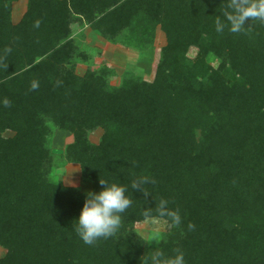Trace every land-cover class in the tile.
Listing matches in <instances>:
<instances>
[{
	"label": "trees",
	"instance_id": "trees-1",
	"mask_svg": "<svg viewBox=\"0 0 264 264\" xmlns=\"http://www.w3.org/2000/svg\"><path fill=\"white\" fill-rule=\"evenodd\" d=\"M16 1L0 0V264H142L154 250H180L185 264H264V22L217 33L225 0H25L13 23ZM85 24L139 51L159 29L152 79L125 71L111 84L114 69L92 68L74 35ZM54 129L72 135L60 154ZM55 162L78 164L93 192L100 179L128 186L116 237L79 238L89 191L56 180ZM141 174L155 180L147 196L131 189ZM162 198L182 223L147 218L168 226L148 243L135 224Z\"/></svg>",
	"mask_w": 264,
	"mask_h": 264
},
{
	"label": "clouds",
	"instance_id": "clouds-1",
	"mask_svg": "<svg viewBox=\"0 0 264 264\" xmlns=\"http://www.w3.org/2000/svg\"><path fill=\"white\" fill-rule=\"evenodd\" d=\"M220 15L215 20V31L219 34L226 30L239 34L243 32L245 22L249 18L264 22V0H225ZM39 26L38 24L36 25ZM10 51V49H8ZM36 85L33 84V88ZM103 186L99 192L89 191L84 198L83 207L73 225L74 231L87 245H94L100 239L116 237L123 224V216L132 205V199L128 195V186L101 180ZM155 180L149 175L141 174L135 176L131 181V189L143 192L147 196L150 191L146 186L154 185ZM144 217L157 216L169 221V227L179 226L182 217L178 209L169 208L166 199H160L154 208L148 207L143 212ZM193 227V225H189ZM158 238L154 233L152 241ZM142 264H185L184 254L176 250L171 256L165 255L163 251L154 250Z\"/></svg>",
	"mask_w": 264,
	"mask_h": 264
},
{
	"label": "rangeland",
	"instance_id": "rangeland-1",
	"mask_svg": "<svg viewBox=\"0 0 264 264\" xmlns=\"http://www.w3.org/2000/svg\"><path fill=\"white\" fill-rule=\"evenodd\" d=\"M22 1L25 2L24 0H22ZM16 15H17V13L15 12V16ZM91 36L92 35L86 36V40L89 41V43L90 42H93V43L97 42V41H94V39ZM159 36H161V39L163 41L165 40L164 35L161 31L159 33ZM157 40H158V38H157ZM95 45H97V47H100L99 43H95ZM157 45L159 47L158 46H152L151 47V49H153L154 51L156 49L155 55L152 52L147 53L148 50L139 51V50H135V49L130 48V51H133L135 53L134 54H129L128 52H127L128 54L126 53V55L129 56L128 57L129 60L127 62H125L124 64L117 65L118 72L116 73V75L114 77H112L110 79L111 84H113V85L119 84V82L121 81V77H122L121 75L125 71H132L137 76H140L145 80H151L153 77L155 64H156V61L158 59L159 48L161 46V44H159V41H158ZM196 52H197L196 48L192 47L189 50V56L194 57L196 55ZM146 53L148 54L149 58L151 57L148 62H145V58H146L145 54ZM130 55H133V56H130ZM130 57L133 59L136 58V60L138 62H135V60H133V59L131 60ZM101 60H102L101 58L95 57L93 59L92 64H91L92 68H97L100 65H102ZM134 62L135 63L141 62L144 65L142 64V66L140 67V66L136 65ZM85 68H86V64H83L78 69V72L79 73L84 72ZM99 133L100 132H98V131L93 132L91 134V139L93 141H97ZM11 135H13V132L8 131V130L3 133L4 137H8ZM71 139H72L71 133L64 131V130L54 129L53 135L50 139V144H51L50 148H51L52 153H54V154L62 153V151H63L62 149L64 147V144L68 143V141H70ZM55 163L56 164L54 166L53 173H54V178L56 180L62 182L65 185L75 186L81 192H88L91 190L90 182H85L82 179L78 164H75V163H66V164L59 163V164H57V162H55ZM135 228H136V231L148 243H153V242H155V240L152 241L153 234L156 233V234H158V237H159L163 232H165L168 229V226H167L166 222L162 219H147V220H144L142 222H137L135 224ZM4 253H5L4 248H2L0 246V257L3 256Z\"/></svg>",
	"mask_w": 264,
	"mask_h": 264
},
{
	"label": "crops",
	"instance_id": "crops-1",
	"mask_svg": "<svg viewBox=\"0 0 264 264\" xmlns=\"http://www.w3.org/2000/svg\"><path fill=\"white\" fill-rule=\"evenodd\" d=\"M25 9H26V1L23 2L22 0H18V1L14 2L12 4L11 19H12V22L13 23H17L20 20V18L22 16V14L24 13ZM15 12L17 13L16 16H15ZM73 30H74V35L75 36L78 35L81 32L83 33V38L80 40V42H81L83 48L87 49V52H89V53L92 54L91 55V62H93V59L95 57H99V58L102 59L101 60V62H102L101 64H105L108 67L114 69V71L116 73L118 72L117 65L124 64L125 62H127L129 60L128 59L129 56H127L126 53L127 52L129 54H134L135 53L133 51H130V48H127V47H125V46H123V45H121L119 43L113 44V43L107 41L106 39L102 38L101 36L95 34L89 28V26L86 25V24L84 26H82V27H79L78 25H74L73 26ZM159 33H160V30L157 29V31H156V37H155V42H154V44L152 46H158L157 45L158 41H159V44H161V46L165 43V40L163 41L161 39V36H159ZM88 35H92L91 37L94 39V41H97L95 43H99V45H100L101 48L100 47H97V45H95V43H93V42H90L89 43V41L86 40V36H88ZM157 38H158V40H157ZM151 47H149L150 49L149 48L146 49V50H148L147 53L148 52H152L155 55L156 49L154 51L153 49H151ZM143 51H145V50H143ZM147 53L145 54V56H146L145 62H148L150 60V58H151V57L149 58V56H148ZM130 56H133V55H130ZM132 59L133 58H131V60ZM133 60H135V62H138L136 60V58L133 59ZM83 64L84 63H82V62H79L77 64V72H78V69ZM135 64L141 67L143 63L139 62V63H135ZM65 145H66V143L64 144V147H65ZM64 147H63V149H64Z\"/></svg>",
	"mask_w": 264,
	"mask_h": 264
}]
</instances>
